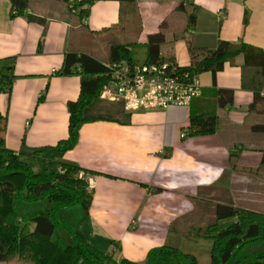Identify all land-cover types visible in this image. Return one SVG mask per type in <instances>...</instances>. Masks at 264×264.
<instances>
[{"label": "crops", "instance_id": "obj_1", "mask_svg": "<svg viewBox=\"0 0 264 264\" xmlns=\"http://www.w3.org/2000/svg\"><path fill=\"white\" fill-rule=\"evenodd\" d=\"M177 1L137 0L139 5L159 4L166 9L151 19L156 21L151 27L142 16L143 37L157 28ZM184 2H193L197 17L169 45L167 56L172 60L194 65L219 38L264 50V0ZM123 5L122 0H93L89 14L76 24L75 12L65 0H28L25 12L14 15L10 0H0V60L13 61L16 75L8 92L0 90L6 151L18 153L23 142L29 147L54 144L67 135V101L78 96L81 76L53 71L62 65L69 48L104 58L106 47L99 37L123 25ZM28 13L46 22L29 20ZM243 62L239 54L214 75L202 72L205 87L214 83L233 89V102L219 110L215 132L185 134L190 104L127 110L130 119L125 123L83 122L77 143L61 159L85 171L89 208L86 212L81 203L62 206L57 210L59 218L98 250L115 249L117 258L143 261L153 246H176L179 236L197 238L194 231L199 226L235 220L236 215L216 220L217 203L228 197L232 204L264 210V79L261 82L255 66L243 68ZM231 148L238 149L234 165ZM5 196L11 205L14 191ZM50 200L48 196L17 199L14 212L19 220L33 216L43 212ZM4 202L0 193V208ZM57 232L68 241L65 228L58 226ZM24 262L1 260L0 264H33Z\"/></svg>", "mask_w": 264, "mask_h": 264}, {"label": "trees", "instance_id": "obj_2", "mask_svg": "<svg viewBox=\"0 0 264 264\" xmlns=\"http://www.w3.org/2000/svg\"><path fill=\"white\" fill-rule=\"evenodd\" d=\"M92 1L81 0L77 3L78 12L73 14V22L77 24L89 14ZM122 1L128 6L125 10L123 5V14L121 10L123 25L110 28L99 37L100 43L106 47V56L101 58L90 50L69 48L62 65L53 71L81 76L78 96L67 101L68 133L65 137L54 144L31 147L23 142L18 153L6 151L2 143L6 117L0 114V193L5 201L0 208V260L15 258L34 264H200L193 253L166 243L151 247L143 261L123 256L117 258L115 249L98 250L57 215L60 207L76 203H81L88 212L91 193L88 181L79 174L81 167L61 159L77 143L80 125L98 119L121 123L130 119V113L125 110L122 101L102 97L100 93L104 86L113 81L111 66L114 62L126 60L137 63L130 54L133 44H146L144 63L171 62L179 71L190 73L208 71L214 75L227 61L232 62L234 57L243 54V68L255 66L261 82L264 79V50L244 41L233 44L219 38L211 52L194 65L179 64L167 56L169 45L196 21L193 2L178 0L173 10L160 19L157 28L146 32L143 37L139 3L137 0ZM10 3L11 15L25 12L28 6V0H10ZM27 17L29 20L46 22L44 17L35 14L28 13ZM247 20L245 11L243 22L246 24ZM15 76L13 61L4 63V60H0V90L8 92ZM232 102V88L219 87L214 83L204 87L201 95L190 103L185 134L215 132L219 110ZM237 151L230 149L233 165ZM262 152L261 160L264 163V149ZM7 191H14L11 205L6 204ZM48 195L53 197L46 203L43 212L18 219L14 212L17 199L33 201ZM228 198L224 203H217L216 220L236 215L235 220L224 225L213 221L195 228L196 236L211 239L210 259L206 264H264V210L232 204ZM58 226L69 233L67 242L61 243L58 239Z\"/></svg>", "mask_w": 264, "mask_h": 264}, {"label": "built area", "instance_id": "obj_3", "mask_svg": "<svg viewBox=\"0 0 264 264\" xmlns=\"http://www.w3.org/2000/svg\"><path fill=\"white\" fill-rule=\"evenodd\" d=\"M80 1L67 0V3L77 13V3ZM111 75L112 83L104 86L100 95L122 101L126 110L188 106L206 86L202 73L179 71L176 65L166 61L135 64L126 60L114 62ZM79 174L86 175L83 170H79Z\"/></svg>", "mask_w": 264, "mask_h": 264}, {"label": "rangeland", "instance_id": "obj_4", "mask_svg": "<svg viewBox=\"0 0 264 264\" xmlns=\"http://www.w3.org/2000/svg\"><path fill=\"white\" fill-rule=\"evenodd\" d=\"M29 2L33 3V0H29ZM165 6L167 7V5H165ZM139 7H140V11L142 13V16H145L146 25L150 26V27H151L152 22H156L155 19H154V21L151 19H153V17H159V14H162L163 12H165L164 10H166L164 8V6H161L159 8V4L158 5H154V4H143L142 5L141 4V5H139ZM124 8H125V10H127L128 6L124 5ZM146 50H147V46L145 43H136L130 47V54L137 63H142L144 60V57L146 55ZM48 197H53V195H48ZM60 238L61 237L58 235V239L60 240V242L64 243L65 241H63ZM178 239L179 240L175 243V244H177L176 246L178 248H180L181 250H184V251L186 249L190 250L188 252L193 253L196 256L197 261L200 264H206L209 261L211 239L202 238V237L185 239L182 236H179ZM175 240H177V239H175ZM173 242H175V241H173ZM12 260H19V259L14 258V259H10L8 261H12ZM27 262L33 263L31 261H27ZM27 262H24V263H27Z\"/></svg>", "mask_w": 264, "mask_h": 264}]
</instances>
